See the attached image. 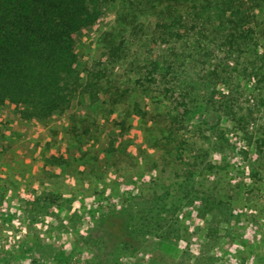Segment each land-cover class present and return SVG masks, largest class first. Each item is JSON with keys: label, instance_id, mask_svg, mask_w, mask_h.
I'll use <instances>...</instances> for the list:
<instances>
[{"label": "rangeland", "instance_id": "1", "mask_svg": "<svg viewBox=\"0 0 264 264\" xmlns=\"http://www.w3.org/2000/svg\"><path fill=\"white\" fill-rule=\"evenodd\" d=\"M136 4L140 0H114L76 41L78 78L86 86L95 76L94 93L76 94L68 110L44 120L0 106V264H95L101 214L177 180L179 166L161 146L168 107L136 88L134 48L116 50L134 25L152 28L161 17L151 9L133 15ZM255 99L243 97L250 105ZM214 116L207 117L203 137L201 117L183 135L187 144L206 138L213 146L221 129L229 134V146L211 147L208 158L224 161L226 177L238 188L228 200L232 219L218 224L213 210L203 218L183 207L177 246L153 238L147 250L121 257L122 264H264V162L241 133Z\"/></svg>", "mask_w": 264, "mask_h": 264}, {"label": "trees", "instance_id": "2", "mask_svg": "<svg viewBox=\"0 0 264 264\" xmlns=\"http://www.w3.org/2000/svg\"><path fill=\"white\" fill-rule=\"evenodd\" d=\"M113 1L0 0V106L7 103L28 120H44L68 110L76 94L94 93L95 76L90 74L86 86L78 78L76 41ZM145 9L160 19L148 29L134 25L116 50L121 55L134 48L136 88L168 107L161 146L180 174L171 186L152 188L150 195L101 214L95 264H122L121 257L147 250L153 238L177 246L183 207L203 218L214 211L218 224L232 219L228 200L238 188L226 177L227 164L208 158L211 147L229 146V134L221 129L213 146L206 138L187 144L184 130L197 117L201 137L208 133L207 117L215 115L241 133L264 162V0H140L132 14ZM245 93L255 95L252 105L244 102ZM218 235L216 229L214 240ZM204 255L212 261L208 250Z\"/></svg>", "mask_w": 264, "mask_h": 264}]
</instances>
